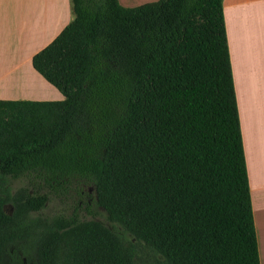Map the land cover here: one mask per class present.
Masks as SVG:
<instances>
[{
	"label": "trees",
	"instance_id": "obj_1",
	"mask_svg": "<svg viewBox=\"0 0 264 264\" xmlns=\"http://www.w3.org/2000/svg\"><path fill=\"white\" fill-rule=\"evenodd\" d=\"M71 4L31 60L63 99H0V181L80 178L109 224L2 185L0 264H260L222 0Z\"/></svg>",
	"mask_w": 264,
	"mask_h": 264
},
{
	"label": "crops",
	"instance_id": "obj_2",
	"mask_svg": "<svg viewBox=\"0 0 264 264\" xmlns=\"http://www.w3.org/2000/svg\"><path fill=\"white\" fill-rule=\"evenodd\" d=\"M137 6L153 0H118ZM260 264H264V0H222ZM73 18L71 0H0V99L55 101L63 94L32 56Z\"/></svg>",
	"mask_w": 264,
	"mask_h": 264
},
{
	"label": "rangeland",
	"instance_id": "obj_3",
	"mask_svg": "<svg viewBox=\"0 0 264 264\" xmlns=\"http://www.w3.org/2000/svg\"><path fill=\"white\" fill-rule=\"evenodd\" d=\"M154 1V0H153ZM150 2V1H148ZM13 195L19 188L25 187L31 193L45 194L47 200L43 207L33 216L53 217L59 214L71 215L76 213L80 218L98 219L108 223L105 210L95 201V192L90 183H85L80 178H51L49 176H20L17 178L8 177L0 181V186ZM1 188V187H0ZM5 210L12 211V206L8 202L4 205ZM125 236L131 237L128 232ZM23 243H13L9 246L8 258L19 256L18 264H35L34 250H30L27 256H23L21 247ZM151 251L143 249L142 257L150 260L151 264H161L153 260Z\"/></svg>",
	"mask_w": 264,
	"mask_h": 264
}]
</instances>
